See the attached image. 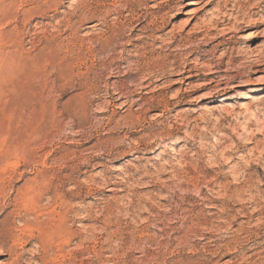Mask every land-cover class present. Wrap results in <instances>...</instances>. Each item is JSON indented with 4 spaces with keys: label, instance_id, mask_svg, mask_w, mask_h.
Returning a JSON list of instances; mask_svg holds the SVG:
<instances>
[{
    "label": "rangeland",
    "instance_id": "1",
    "mask_svg": "<svg viewBox=\"0 0 264 264\" xmlns=\"http://www.w3.org/2000/svg\"><path fill=\"white\" fill-rule=\"evenodd\" d=\"M262 208L264 0H0V264H264Z\"/></svg>",
    "mask_w": 264,
    "mask_h": 264
},
{
    "label": "bare ground",
    "instance_id": "2",
    "mask_svg": "<svg viewBox=\"0 0 264 264\" xmlns=\"http://www.w3.org/2000/svg\"><path fill=\"white\" fill-rule=\"evenodd\" d=\"M224 19H225V18H224ZM218 44H220V42H219ZM255 90H259V89H255V88H254V89H251V92H252V91H255ZM240 94H241V95H238L237 98H238L239 100H241V103H245L244 101H245L249 96H248L246 93H240ZM125 97H126V96H125ZM116 99H117V98H116ZM250 202H251V201H250ZM251 203H252V202H251ZM262 209H264V208H262ZM262 209H261V210H262ZM231 210H232V209H231ZM263 212H264V211H263ZM263 212H262V213H263ZM256 213H257V212H256ZM257 214H258V213H257Z\"/></svg>",
    "mask_w": 264,
    "mask_h": 264
}]
</instances>
